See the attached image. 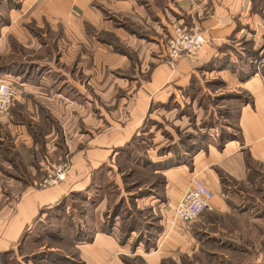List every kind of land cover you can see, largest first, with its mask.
Returning <instances> with one entry per match:
<instances>
[{"label":"crops","instance_id":"1","mask_svg":"<svg viewBox=\"0 0 264 264\" xmlns=\"http://www.w3.org/2000/svg\"><path fill=\"white\" fill-rule=\"evenodd\" d=\"M64 1L77 3L80 9L79 27L71 12L70 17H64L67 30L78 34L80 45L88 51L80 57V70L85 75H91V71L96 74L79 78L74 93L73 84H68L72 83L70 78L60 86L54 78H27L19 92L21 103L31 112L42 104L54 117L59 116L62 130H75L79 122L82 133L72 146L83 147L73 155L65 180L42 188L5 174L1 165L12 163L7 157L0 160V254L19 244L41 209L55 205L69 192L86 190L90 178H94L92 172L138 135L155 104L163 107L174 100L183 106L188 101L195 125H199L205 110L198 101L199 93L185 92L192 80L199 78L207 83L216 78L223 82L211 95L226 102L208 107L205 115L216 118V110L230 103L224 123L221 128L216 124L202 126L201 132L207 134L195 147L190 145L192 149L147 157L158 163L167 180L164 194L142 199L161 210L162 232L153 246L141 248L139 244L131 249L126 244L115 257H110L113 245L98 234L94 241L95 264H125L123 254L129 263L137 260L140 264H164L174 260L178 264L191 258L193 264H198L202 237L208 242L232 241L223 237L224 232H204L205 219L209 225L229 220V227L239 226L245 231L255 228L257 232L264 221V12L255 8L256 0ZM193 23L201 26L207 42L192 57L169 59L166 43L172 27ZM89 27L95 28V35L101 33L100 37H89ZM163 109L167 110L166 118L177 113L180 117L175 120L183 122L178 108ZM73 113L80 121L74 120L71 125L68 116ZM4 117L0 114L3 121ZM45 118L52 122L49 115ZM9 128L12 136L17 134L23 139L24 125ZM2 139L0 148L4 147ZM158 139L157 143L163 145ZM9 149L6 146L4 151ZM193 176L207 185L213 198L210 211H205L199 221L201 225L193 222L191 226V222L184 230L175 224L173 212ZM262 237L260 231L255 238H247L260 242Z\"/></svg>","mask_w":264,"mask_h":264},{"label":"rangeland","instance_id":"2","mask_svg":"<svg viewBox=\"0 0 264 264\" xmlns=\"http://www.w3.org/2000/svg\"><path fill=\"white\" fill-rule=\"evenodd\" d=\"M254 5L257 10L264 12V0H256ZM31 11L34 13L31 14ZM79 11L78 4L72 1L34 0L32 4L29 0H0V78L8 80L15 90L11 105L0 113L6 118L4 121L0 119V138H3L1 142L4 143V147L0 148V160L7 157L16 164L1 166L5 174L22 175L28 183L32 181L39 188H42L41 183L52 171V166L66 164L64 178L56 184L65 180L72 167L73 155L83 147L72 146V142L77 143V137L82 133L78 128L80 118H75L74 113L69 115L71 125L74 120L78 125L75 130H62L59 126L63 124L62 120L59 116L54 117L44 105L38 104L31 112L24 102L21 103L19 86L26 83L27 78H54L58 86L70 78L72 83L68 84H73L74 93L80 85L79 78H91L92 74H96L91 71V75H85L80 70L79 63L83 59L80 57L88 54V51L80 45L79 35L67 30L64 24V17H70L71 12L79 27ZM95 31V28L89 27L88 36L99 38L101 33L95 35ZM192 81L185 92L188 95L199 93L198 101L205 109L197 123L199 125H195V114L188 101L183 106L174 100L163 104L167 109L178 108L184 119L181 123L175 120L180 117L177 113L166 118L167 110L155 104L138 135L128 142L129 145L124 144L125 150H113L114 155L109 157V162L102 163L92 172L91 177L94 178H90L87 190L69 192L55 205L41 209L23 240L12 250L0 254V264H95L94 252L97 247L94 241L98 234L104 235V240L113 245L110 257H115L117 251L125 248L126 244L131 249L139 244L141 248L151 247L162 232L163 214L157 207L142 200L147 196L139 197L138 193L147 190V185L151 184L149 190L158 195L164 194L167 180H161L160 168L143 166L142 159L150 154L161 155L167 150L177 154L189 149L190 145H198L207 134L206 131L201 132V127L216 124L221 128L225 115L231 109V104L226 103L225 107L216 110V118L206 116L208 107L226 102L211 95L223 86V82L218 78L210 83L203 78ZM73 108L77 107L73 105ZM45 115L50 116L51 123ZM9 125H24L26 132L23 139L18 138L17 134L12 136ZM154 137L162 140L163 145L157 143ZM6 146L10 148L7 153L4 151ZM205 211L210 209L204 210L193 221L195 226L197 223L201 225L199 221ZM173 218L180 229L191 225ZM204 222V232H224L226 235L223 237L232 241L218 243L211 239L208 242L206 237H202L201 253L197 252L199 256L196 257L199 259L198 264H264V221L261 228L257 229L258 233H263L260 242L249 239L255 238V228L245 231L239 226L229 227L232 225L229 220L216 225H209L206 219ZM130 225H135L137 231L127 236ZM235 231L236 234H233ZM179 233L182 234V231L179 230ZM126 256L122 255L125 264H140L137 260L127 262ZM163 263L177 264L174 260ZM178 264H193V261L186 258Z\"/></svg>","mask_w":264,"mask_h":264},{"label":"built area","instance_id":"3","mask_svg":"<svg viewBox=\"0 0 264 264\" xmlns=\"http://www.w3.org/2000/svg\"><path fill=\"white\" fill-rule=\"evenodd\" d=\"M207 42L199 24L175 25L166 43V55L174 60L181 56L192 57ZM14 88L8 80L0 78V113L12 103ZM66 164L52 166V171L43 179L41 187L54 185L64 178ZM212 191L198 177L193 176L174 208V217L182 223H191L207 209H211Z\"/></svg>","mask_w":264,"mask_h":264},{"label":"trees","instance_id":"4","mask_svg":"<svg viewBox=\"0 0 264 264\" xmlns=\"http://www.w3.org/2000/svg\"><path fill=\"white\" fill-rule=\"evenodd\" d=\"M127 145H129L128 143H127ZM196 145H194L193 147H195ZM124 147L122 146L121 148H119L117 151H119L120 152V150H125V149H123ZM189 149H192V147L191 148H189ZM189 149H187V150H189ZM186 150V149H185ZM167 151H169V150H167ZM143 161L141 162L142 163V165L143 166H145L146 168H148V167H150L151 169H155V168H158L157 166H158V163H154V162H152V161H150L147 157H145V158H143L142 159ZM10 162L12 163V164H14L15 166H16V164L14 163V161L12 160V159H10ZM14 168V167H13ZM149 168V169H150ZM10 176H12V177H17V179H20V180H22L23 182H27L25 179H24V177L21 175H11L10 174ZM160 176V178H161V180L164 178L162 175H159ZM150 185L151 184H149V185H147V190L145 189V190H140V192L138 193V196L139 197H143V196H147V195H150V194H154L151 190H149V187H150ZM89 189H91V188H89ZM87 190V189H86ZM85 190V191H86ZM127 192H129V190L127 189L126 190ZM88 192V191H87ZM129 196H132V194H129ZM41 211V210H40ZM118 212V211H117ZM133 231H137L136 230V227H135V225H130L129 227H128V229H127V236H129V234L131 233V232H133ZM104 232V231H103ZM26 234H27V232L23 235V238L26 236ZM23 238H22V240H23ZM21 240V241H22ZM154 243V242H153ZM152 245H154V244H152ZM151 245V246H152ZM148 248H149V246H148Z\"/></svg>","mask_w":264,"mask_h":264}]
</instances>
